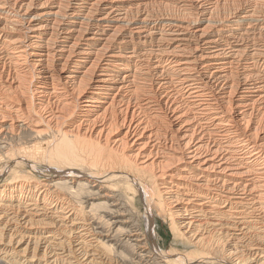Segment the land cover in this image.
Returning a JSON list of instances; mask_svg holds the SVG:
<instances>
[{
    "label": "bare ground",
    "instance_id": "bare-ground-1",
    "mask_svg": "<svg viewBox=\"0 0 264 264\" xmlns=\"http://www.w3.org/2000/svg\"><path fill=\"white\" fill-rule=\"evenodd\" d=\"M4 159L3 263L118 264L123 233L148 264L127 184L161 263L264 264V0H0Z\"/></svg>",
    "mask_w": 264,
    "mask_h": 264
},
{
    "label": "rangeland",
    "instance_id": "rangeland-1",
    "mask_svg": "<svg viewBox=\"0 0 264 264\" xmlns=\"http://www.w3.org/2000/svg\"><path fill=\"white\" fill-rule=\"evenodd\" d=\"M3 152H6L3 150ZM8 161L7 160H3L1 163H0V182L2 183L3 180H6V179H9L11 177V173L9 171H5L6 170V166L5 164L7 163ZM36 166L34 167H28L26 168L28 171H30V174L31 175H34L35 177H37L38 179L40 180H44V179H54L55 177L58 176L57 173L58 172V169L57 168H53V167H48L46 163L44 162H37L35 163ZM31 168V169H30ZM49 169V170H48ZM56 169V170H55ZM62 170H66V171H63L61 174H59V176H62V177H65V178H70L71 176V173H68L70 171H73L75 170L76 172L78 170L76 169H69V168H65V169H62ZM4 171V172H3ZM76 174V173H74ZM7 175V176H6ZM58 176V177H59ZM77 177H79V175H77ZM74 178V177H73ZM4 182V181H3ZM122 185V188L125 190V193L127 192V196L128 198H126V200H129L127 202L130 203V205L125 204L122 209H128L126 210V214L129 212V222L127 224H130V225H138V226H141V227H138V231H142L145 233L146 237L147 238V242H149V250H153V254L155 256H153L154 259H156V262L155 260L152 258V257H148V264H163L161 263V259H160V254L162 251H166V250H169V249H172L174 248V243L175 241H180V239L176 238V235L175 233L172 231V228H171V225L169 224L170 223V218L166 215H161L159 213V211L157 209H155L154 211L148 213L146 211V203L144 202V200L142 199L141 196H135L134 194V190L133 188H131L129 185L125 184H121ZM131 188V189H130ZM73 189V188H72ZM68 189L66 193H69L68 196H69V199L78 207H80L79 205L82 204V202L80 201V198L82 200V198L84 197V195H82L81 197L75 192H73V190L75 189ZM69 190H72V191H69ZM61 191V190H60ZM64 191V189H63ZM74 193L76 195V197H78V200H76L77 198L74 197ZM125 196V197H127ZM132 196V197H131ZM135 196L136 200H131L130 201V198L132 199L133 197ZM73 197V198H72ZM74 199V201H73ZM86 199V198H85ZM100 201V200H98ZM77 202V204H76ZM78 202H81L80 204ZM82 207V206H81ZM131 208V209H130ZM130 209V210H129ZM128 211V212H127ZM147 213H146V212ZM158 213V214H157ZM147 215V217H146ZM150 215V216H149ZM133 217V218H132ZM146 217V219H145ZM150 218V219H149ZM166 220V221H165ZM151 221V222H150ZM141 224V225H140ZM150 224V225H149ZM152 224V225H151ZM135 225V226H136ZM149 225V226H148ZM126 228H129L128 226H126ZM142 228V229H141ZM148 232V233H147ZM113 234V233H112ZM123 234V233H122ZM122 234H113V235H116L114 240L112 241L113 243V259L116 257V259H114L115 261L118 262V264H122L124 262V264H143V262H140V254L138 253L139 252V249L138 251L136 252L135 249H131L132 246H129V244L127 243L126 241V235H122ZM152 234V235H151ZM119 237H118V236ZM121 235V236H120ZM144 235V237H145ZM117 237V238H116ZM175 237V238H174ZM117 239V240H116ZM119 239V240H118ZM122 239V240H121ZM178 239V240H177ZM152 241V242H151ZM126 242V243H125ZM154 244V245H153ZM129 246V247H128ZM155 246V247H153ZM133 248V247H132ZM152 248V249H151ZM154 248V249H153ZM156 248V249H155ZM180 249H184V247H182L181 245L179 246ZM192 249V248H191ZM190 249V250H191ZM115 250V251H114ZM185 250V249H184ZM119 251H121L119 253ZM148 251V250H147ZM161 251V252H160ZM123 252V253H122ZM136 252V253H135ZM28 256L29 254H31V251L30 252H26ZM13 254L12 256H10V259L9 257L7 258L8 260H10L11 262H9L8 260H5V261H8V263H3L2 261H0V264H25L23 261H21L22 259H24L25 257V254ZM117 254L115 256V254ZM122 253V254H121ZM120 256H119V255ZM194 255V254H193ZM14 256V257H13ZM132 256V257H131ZM136 256V257H135ZM157 256V257H156ZM12 257V258H11ZM122 257V258H121ZM159 257V259H158ZM139 259V260H138ZM152 259V260H151ZM13 260V261H12ZM70 259H68V261L65 259L63 261L62 264H79L77 261H74L71 260L72 262L70 263L69 262ZM113 260V261H114ZM124 260V261H123ZM20 261V262H19ZM114 261V262H115ZM123 261V262H122ZM154 261V262H153ZM159 261V262H158ZM19 262V263H18ZM22 262V263H21ZM67 262V263H66ZM152 262V263H151ZM163 262V261H162ZM116 263V262H115Z\"/></svg>",
    "mask_w": 264,
    "mask_h": 264
}]
</instances>
